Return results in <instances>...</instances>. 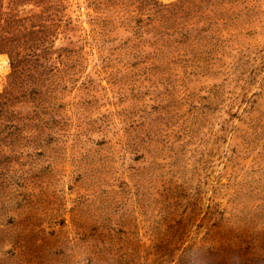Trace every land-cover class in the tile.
<instances>
[{"label": "rangeland", "instance_id": "374dc122", "mask_svg": "<svg viewBox=\"0 0 264 264\" xmlns=\"http://www.w3.org/2000/svg\"><path fill=\"white\" fill-rule=\"evenodd\" d=\"M0 264H264V0H0Z\"/></svg>", "mask_w": 264, "mask_h": 264}]
</instances>
